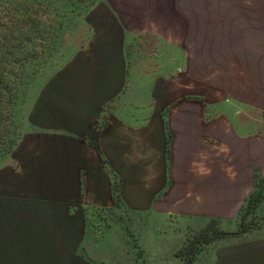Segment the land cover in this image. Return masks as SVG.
Here are the masks:
<instances>
[{"label": "crops", "instance_id": "1", "mask_svg": "<svg viewBox=\"0 0 264 264\" xmlns=\"http://www.w3.org/2000/svg\"><path fill=\"white\" fill-rule=\"evenodd\" d=\"M166 1L133 7L140 26L120 31L159 38L180 62L117 50L100 74H72L68 93L39 109L31 146L58 203L78 193L90 165L108 194L102 159L122 179L149 180L150 195L162 190L157 210L231 218L264 180V0ZM148 9L155 17L143 20ZM97 120L101 156L88 138Z\"/></svg>", "mask_w": 264, "mask_h": 264}, {"label": "rangeland", "instance_id": "2", "mask_svg": "<svg viewBox=\"0 0 264 264\" xmlns=\"http://www.w3.org/2000/svg\"><path fill=\"white\" fill-rule=\"evenodd\" d=\"M149 1L0 0V264H182L191 256L182 250L206 228L211 240L198 244L192 264H264L262 179L255 207L220 218L157 210L162 190L150 195L149 180L122 179L106 159L108 194L101 170L90 165L78 193L61 203L47 172L37 171L30 133L42 124L39 109L68 93L72 74H100L117 50L144 52L159 65L171 55L180 62L179 51L159 38L120 31L140 26L133 7ZM146 12L143 20L152 15ZM100 127L95 121L99 151L93 147L101 156ZM162 182L155 180L156 189ZM219 232L225 234L215 237Z\"/></svg>", "mask_w": 264, "mask_h": 264}, {"label": "trees", "instance_id": "3", "mask_svg": "<svg viewBox=\"0 0 264 264\" xmlns=\"http://www.w3.org/2000/svg\"><path fill=\"white\" fill-rule=\"evenodd\" d=\"M94 123L95 122H92L90 124V130H89V133H88V138H89L90 143L92 144V146H94L99 151V145H98V142H97V140H98L97 139L98 138V132H93ZM260 200H261L260 196H257L255 194V190H254L253 193H251L249 195V197L245 200L244 204L241 206V209L245 205H247L249 207H255L259 203ZM208 233H209V229L206 228L202 232H200L198 235H196L192 240H190V242L186 245V247L182 250V252L183 253L187 252L188 255L191 254V256H190V258L188 260H186L184 258L182 264H192L194 262L195 255L199 251L198 244L207 243V242H209L211 240V239L207 238ZM223 234H225V232H219L217 234V236H215V237L221 236Z\"/></svg>", "mask_w": 264, "mask_h": 264}]
</instances>
